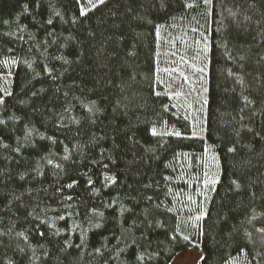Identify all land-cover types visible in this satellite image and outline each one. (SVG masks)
I'll list each match as a JSON object with an SVG mask.
<instances>
[{
  "label": "trees",
  "instance_id": "trees-1",
  "mask_svg": "<svg viewBox=\"0 0 264 264\" xmlns=\"http://www.w3.org/2000/svg\"><path fill=\"white\" fill-rule=\"evenodd\" d=\"M264 264V0H0V264Z\"/></svg>",
  "mask_w": 264,
  "mask_h": 264
},
{
  "label": "rangeland",
  "instance_id": "rangeland-1",
  "mask_svg": "<svg viewBox=\"0 0 264 264\" xmlns=\"http://www.w3.org/2000/svg\"><path fill=\"white\" fill-rule=\"evenodd\" d=\"M203 256L199 249H191L177 257L172 264H198Z\"/></svg>",
  "mask_w": 264,
  "mask_h": 264
},
{
  "label": "snow or ice",
  "instance_id": "snow-or-ice-1",
  "mask_svg": "<svg viewBox=\"0 0 264 264\" xmlns=\"http://www.w3.org/2000/svg\"><path fill=\"white\" fill-rule=\"evenodd\" d=\"M101 2H103V0H101Z\"/></svg>",
  "mask_w": 264,
  "mask_h": 264
}]
</instances>
